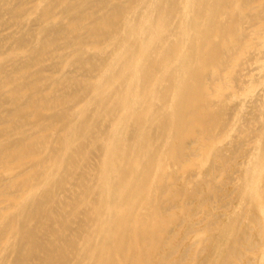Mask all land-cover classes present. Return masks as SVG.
<instances>
[{
  "label": "bare ground",
  "instance_id": "1",
  "mask_svg": "<svg viewBox=\"0 0 264 264\" xmlns=\"http://www.w3.org/2000/svg\"><path fill=\"white\" fill-rule=\"evenodd\" d=\"M0 264H264V0H0Z\"/></svg>",
  "mask_w": 264,
  "mask_h": 264
}]
</instances>
